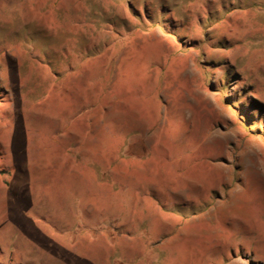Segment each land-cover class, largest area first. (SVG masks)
<instances>
[{
  "label": "rangeland",
  "instance_id": "1",
  "mask_svg": "<svg viewBox=\"0 0 264 264\" xmlns=\"http://www.w3.org/2000/svg\"><path fill=\"white\" fill-rule=\"evenodd\" d=\"M0 264H264V0H0Z\"/></svg>",
  "mask_w": 264,
  "mask_h": 264
}]
</instances>
